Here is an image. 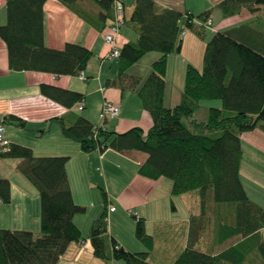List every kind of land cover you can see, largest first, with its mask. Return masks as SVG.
Returning <instances> with one entry per match:
<instances>
[{
  "label": "trees",
  "instance_id": "1",
  "mask_svg": "<svg viewBox=\"0 0 264 264\" xmlns=\"http://www.w3.org/2000/svg\"><path fill=\"white\" fill-rule=\"evenodd\" d=\"M46 1L6 0V22L0 25V38L7 46L9 67L15 71L78 75L86 69L93 52L74 42L62 48L46 45ZM94 2L103 11L99 18L114 17L113 0ZM216 6L224 17L247 13L251 20L211 35L205 43L202 69L188 64L181 100L167 107L168 56L180 52L184 30L206 39L205 26L193 19L202 22L211 17V11L182 14L159 7L155 0H134L125 24L131 25L138 37L120 47L118 72L112 82L122 90L136 91L152 118L146 133L140 127L108 132L81 115H75L71 124L59 120L63 135L77 141L84 152L107 148L144 152L148 158L139 166V174L153 180L169 178L172 195L199 194L201 210L199 216H191L189 243L171 264H253L256 260L264 264V237L260 231L264 227V206L250 199L240 177L244 156L241 135L256 128L264 132V34L255 29L264 28V0H221ZM149 52L159 53L149 75L144 80L131 75L130 68ZM40 91L67 107L83 100L80 92L48 84H42ZM206 101H219L220 106L210 107L205 121L186 124L184 119L192 117ZM10 118L24 124L17 117ZM0 155L22 159L21 172L40 194L39 233L0 229V264H57L70 243L84 240L73 219L85 208L72 196L66 172L69 157H37L30 147L15 143ZM102 194L104 208L93 220L88 235L93 255L106 262L155 264L149 255L156 241L147 233L143 219L135 218V236L144 251L127 250L109 233L106 193ZM0 200L10 202V181L6 178H0ZM208 203L228 205L234 212L232 223L220 221L217 241L240 238L216 254L194 248L197 228L202 231L206 226Z\"/></svg>",
  "mask_w": 264,
  "mask_h": 264
},
{
  "label": "crops",
  "instance_id": "2",
  "mask_svg": "<svg viewBox=\"0 0 264 264\" xmlns=\"http://www.w3.org/2000/svg\"><path fill=\"white\" fill-rule=\"evenodd\" d=\"M125 6V16L128 19L134 8V0H120ZM159 7H167L185 14L187 12L197 15L205 11L212 13L217 10V3L221 0H155ZM128 11V12H127ZM103 12L94 0H47L44 4V26L45 43L52 48H62L67 42L82 44L93 52V56L88 61L86 69L83 71L86 80H81L77 75H57L41 71H15L10 69L8 63V50L4 41L0 38V118L5 121V137L10 144H21L32 149L37 157L43 156H67L66 172L72 196L76 204L83 206L80 193L76 192L75 181L72 179V165L87 164V167L97 163L103 169L113 174L110 178L103 174L108 212L109 233L127 250L141 252L145 249L140 247L129 235H125L126 240L119 234H115L112 228V221L115 218L120 219L128 225V234L130 230L135 229L136 224L132 217V212H136L138 217L145 222L146 231L148 226H154L157 232L151 233L157 242L158 231L163 233L166 255L171 264L177 255L188 245L189 233L191 227V216H199L200 209L190 208L187 210L185 218L178 220L173 217L178 213L176 197L171 195L172 181L161 177L153 180L138 173L139 166L148 158L144 152L137 150L117 151L112 148L105 150L95 149L90 152H84L80 144L67 138L62 133L60 118H63L67 124H71L75 115H81L87 118L95 127H102L108 132L122 133L133 127H140L146 133L152 125V118L148 111L142 106V102L136 91L122 90L119 85L113 83L118 72V58L109 57L110 45L105 41V33L113 21V18L103 20L99 14ZM223 24L212 27V34L218 30L227 29L241 25L249 20L251 15L242 13L231 17H224L221 11ZM6 22V0H0V25ZM264 34V28H255ZM138 37L137 32L131 25L125 24L117 36V45L120 48L128 41H135ZM205 39L199 38L196 34L185 33L182 36L180 52L171 53L168 56L166 70V91L164 104L167 107H173L179 103L182 97L184 87L185 71L188 64L201 70L203 66V53L205 48ZM153 54V55H151ZM148 56V57H147ZM159 56V53L149 52L143 56L130 69L139 66L145 58L152 62ZM117 62L115 63V61ZM131 75L139 76L144 80L145 77L136 73ZM42 84L52 85L62 89H69L83 94V100L71 107L62 105L49 97L43 95L40 91ZM116 103L120 112L117 116L108 118L104 123L100 122V108L104 100ZM203 102L195 114L184 119L186 124L192 121L202 122L208 117L209 108L219 107L220 102ZM80 106L82 108L80 109ZM201 112V113H200ZM14 116L24 122L19 125L10 117ZM251 139L256 145H247ZM111 140V137L109 141ZM242 147L246 145V156L250 158L248 163L249 172L254 171V175L264 178V132L256 128L241 135ZM255 148V155L251 150ZM249 154V155H248ZM244 156L241 166L244 167ZM20 158H6L0 155V178H6L10 181V202L4 203L0 200V229L12 230H31L35 233L40 231V194L37 187L21 172ZM101 168H99L101 170ZM242 168L240 175L242 176ZM168 180V181H167ZM93 189L94 183L90 182ZM244 185V184H243ZM95 188V187H94ZM245 188V186H244ZM246 190V188H245ZM247 194L248 191L246 190ZM190 194V193H187ZM187 194L178 195L184 198ZM251 200L262 205L257 200ZM183 200L181 203L183 204ZM169 201L172 204L171 215L167 211ZM113 205L114 210L109 211L108 205ZM100 206V205H99ZM98 204L93 207H86L82 217L78 213L74 216V222L80 228L84 240L72 242L66 252L60 257L57 264H126L120 260H111L106 262L96 258L93 255L90 240L88 239L91 224L97 218L103 208ZM264 206V205H262ZM214 212L206 210V226L211 224L213 217L217 214L220 221L226 218L225 205L213 204ZM117 209L124 214L118 217ZM228 218H233L230 209H228ZM233 210V209H232ZM166 218H162L163 214ZM127 214L128 217L125 216ZM134 217V216H133ZM218 221V225L220 223ZM110 222V223H109ZM135 222H137L135 220ZM198 222H201L199 220ZM197 228V227H196ZM218 228V226H217ZM264 237V227L260 230ZM198 235L194 248L200 250L202 246V231L197 228ZM124 236V237H125ZM239 238V237H235ZM229 239L223 243L217 240H211L207 247L209 253L216 254L228 246L238 242ZM232 240V241H231ZM230 241V242H229ZM156 246V245H155ZM181 246L180 252L176 248ZM149 258L152 262L153 252ZM202 251V250H200ZM155 263V262H154Z\"/></svg>",
  "mask_w": 264,
  "mask_h": 264
},
{
  "label": "rangeland",
  "instance_id": "3",
  "mask_svg": "<svg viewBox=\"0 0 264 264\" xmlns=\"http://www.w3.org/2000/svg\"><path fill=\"white\" fill-rule=\"evenodd\" d=\"M262 13H264V12H262ZM211 17L213 20L211 26L204 27V34L206 36L205 41H207L211 37V35H212L211 28L212 27L213 28L216 26L220 27V25L223 24L221 14H219L218 9L212 13ZM189 33L195 34L194 31H192L190 29L186 30V34L188 35ZM154 53H156V52H154ZM151 55H153V54H151ZM116 62H117V60L115 61V63ZM150 72H151V66H150V61L148 60V58H145L144 60H142V62H140L139 66H137L136 68L129 70V73H136L139 75H143L144 77L147 74H149ZM208 102H210V101H208ZM211 102L217 103L216 101H211ZM196 115H199V112L198 113L196 112L195 117H196ZM100 122H102V121H100ZM246 143H247V145H249V147L256 145V143L251 139H249ZM243 146L245 149V156H244V163L245 164H244V167L241 166V168L243 170L242 176L240 175L241 181L244 184L246 190L248 191V194L252 198L257 200L259 203L264 205V178H261L260 176L258 177L257 174L254 175V171L249 172V170L247 168L248 163L249 162H250V164H254V163L249 161L250 158L246 156V152L250 153V151L249 150L247 151L246 145H243ZM255 150H256L255 148H253L251 150L252 154L254 153V155H255V152H254ZM257 167L261 170L264 169L263 167L260 168L258 165H257ZM99 168H101V166L99 167V165L97 163H93L87 167L86 163L79 165V164H77L76 160L72 165V169H71L72 179H74V181H75L76 192L78 190V192L80 193V195L82 197L81 200L83 202V206L90 207V208L93 206H96L97 204H98V206L100 205L101 208L103 206L104 198H103L102 192H103V190H105V187H104V183L102 182V176H103V174H106V176H108L110 178L113 174L109 173L107 171L106 167H104L103 169L101 168V170ZM167 179H169V178H167ZM90 182H93L95 184L94 185L95 188L94 187H93V189L91 188ZM171 195H172V193H171ZM172 196L176 197L175 199H176V204L178 207V213H174L173 217L177 218L178 220L186 217L187 210L189 209V207L193 208L195 210H197L198 208L201 210V199H200L199 194H197L196 192L187 194L184 198H181V196H178V195L177 196L172 195ZM182 199H184L183 204L181 203ZM171 209H172V204L169 201L167 211H166L169 213V215H171ZM212 209L214 212L215 208L213 207V204L208 203L207 204L208 212L209 213L212 212ZM224 209L226 211V214H225L226 218L224 219L226 221H224V222L232 223L233 218H228L229 217L228 213H230L228 209H230V211H232L231 215L233 217L232 207L225 205ZM117 213H119L118 217L121 214L120 218L123 219L122 216L124 214H122L123 212L120 211V209H117ZM81 215L83 217L86 214L83 213ZM128 215H129L130 219H132V221H134V223L136 224L135 217H133V216L131 217L130 214H128ZM166 215L167 214L164 213L162 215V218H166ZM125 216L128 217L127 214H125ZM220 220H218L217 214H215V216L213 217V221H211V224L205 226L202 229V246H201L200 250L205 251V252H209L210 246L207 247V245L211 240H217V226H218L217 223ZM109 227H110V225H109ZM112 228H113V231L115 232V234L117 233L120 236H122L121 238H124V240H126V242H128L127 241L128 239H126V236L129 235L131 239H133L136 243H139V245H141L140 247L145 249L144 245L136 238L135 229L130 230V234H128V225L123 223L120 219L114 217V219L112 221ZM148 231L150 232V235H151V233L157 232L155 230L153 224L148 226ZM158 234L159 235L157 237L155 250L153 252V255H154L153 260H154L155 264H169V261H168L167 255H166L167 249H165V247H164L165 246V242L163 240L164 235L160 231H158ZM82 238H85V235H83ZM238 239L239 238H235L233 241H236ZM180 250H181V246H178L176 248V251L180 252ZM132 252H135V251H132ZM253 264H262V263L260 261L256 260V261H254Z\"/></svg>",
  "mask_w": 264,
  "mask_h": 264
},
{
  "label": "built area",
  "instance_id": "4",
  "mask_svg": "<svg viewBox=\"0 0 264 264\" xmlns=\"http://www.w3.org/2000/svg\"><path fill=\"white\" fill-rule=\"evenodd\" d=\"M113 12H114V17L113 21L111 22L108 31L105 33V41L107 44L110 45L111 49L109 52V57L111 58H117L120 54V48L117 45V36L120 33L121 29L125 25V6L120 0H113ZM194 22L198 23L199 25L209 27L212 24V18L209 17L204 21H197L196 19H193ZM185 30L182 31L181 35L185 34ZM81 80H86V76L84 75L83 72H80L77 75ZM82 106H80V109ZM120 112L119 106L116 103L110 102L108 100H104L101 108H100V119L102 123H104L108 118L117 116ZM5 121L0 118V152L3 150L7 149L9 146L10 142L9 140L5 137ZM97 135V130L94 133V136L96 137ZM108 210L113 211L114 206L113 205H108ZM132 215L138 220L139 217L136 212H132Z\"/></svg>",
  "mask_w": 264,
  "mask_h": 264
}]
</instances>
